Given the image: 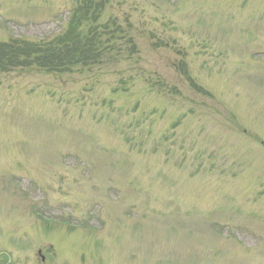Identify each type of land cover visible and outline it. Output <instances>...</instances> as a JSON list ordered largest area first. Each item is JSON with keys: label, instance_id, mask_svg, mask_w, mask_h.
<instances>
[{"label": "rangeland", "instance_id": "374dc122", "mask_svg": "<svg viewBox=\"0 0 264 264\" xmlns=\"http://www.w3.org/2000/svg\"><path fill=\"white\" fill-rule=\"evenodd\" d=\"M104 1L97 63L0 71V264H264V0Z\"/></svg>", "mask_w": 264, "mask_h": 264}, {"label": "trees", "instance_id": "16d2710c", "mask_svg": "<svg viewBox=\"0 0 264 264\" xmlns=\"http://www.w3.org/2000/svg\"><path fill=\"white\" fill-rule=\"evenodd\" d=\"M104 0H80L65 30L49 40L0 42V71L35 65L50 72H65L76 65L89 66L103 55L99 21ZM196 85L193 81H191ZM198 90L200 88L197 87Z\"/></svg>", "mask_w": 264, "mask_h": 264}, {"label": "flooded vegetation", "instance_id": "af4514ba", "mask_svg": "<svg viewBox=\"0 0 264 264\" xmlns=\"http://www.w3.org/2000/svg\"><path fill=\"white\" fill-rule=\"evenodd\" d=\"M44 259V258H43Z\"/></svg>", "mask_w": 264, "mask_h": 264}]
</instances>
